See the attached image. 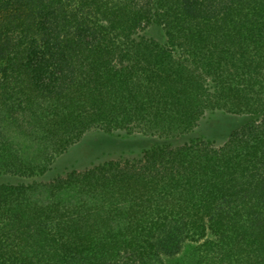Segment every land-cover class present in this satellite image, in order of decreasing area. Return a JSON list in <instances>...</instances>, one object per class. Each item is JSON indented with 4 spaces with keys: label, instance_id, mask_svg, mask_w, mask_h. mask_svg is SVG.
I'll use <instances>...</instances> for the list:
<instances>
[{
    "label": "trees",
    "instance_id": "trees-1",
    "mask_svg": "<svg viewBox=\"0 0 264 264\" xmlns=\"http://www.w3.org/2000/svg\"><path fill=\"white\" fill-rule=\"evenodd\" d=\"M0 178V264H264V0H0Z\"/></svg>",
    "mask_w": 264,
    "mask_h": 264
},
{
    "label": "rangeland",
    "instance_id": "rangeland-1",
    "mask_svg": "<svg viewBox=\"0 0 264 264\" xmlns=\"http://www.w3.org/2000/svg\"><path fill=\"white\" fill-rule=\"evenodd\" d=\"M244 123V118L228 115L223 112L208 113L191 135L192 139H201L221 146L229 135ZM187 142V141H186ZM153 143V139L142 134L134 136H89L83 142L72 147L64 155L58 157L53 165L57 171L85 169L103 160L127 155L133 151L138 153L141 147ZM128 152V153H127ZM112 155V156H110ZM14 181V179H9ZM8 181L0 178V182Z\"/></svg>",
    "mask_w": 264,
    "mask_h": 264
}]
</instances>
